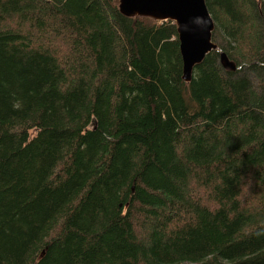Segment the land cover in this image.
I'll return each instance as SVG.
<instances>
[{
  "label": "trees",
  "instance_id": "1",
  "mask_svg": "<svg viewBox=\"0 0 264 264\" xmlns=\"http://www.w3.org/2000/svg\"><path fill=\"white\" fill-rule=\"evenodd\" d=\"M118 4L0 0V264H264V0H205L189 82Z\"/></svg>",
  "mask_w": 264,
  "mask_h": 264
},
{
  "label": "water",
  "instance_id": "2",
  "mask_svg": "<svg viewBox=\"0 0 264 264\" xmlns=\"http://www.w3.org/2000/svg\"><path fill=\"white\" fill-rule=\"evenodd\" d=\"M119 11L126 17L141 16L175 23L182 59V79L189 82L194 67L212 50L218 49L212 41L214 21L205 0H119ZM220 64L233 71L236 65L219 51ZM222 264V263H214Z\"/></svg>",
  "mask_w": 264,
  "mask_h": 264
},
{
  "label": "rangeland",
  "instance_id": "3",
  "mask_svg": "<svg viewBox=\"0 0 264 264\" xmlns=\"http://www.w3.org/2000/svg\"><path fill=\"white\" fill-rule=\"evenodd\" d=\"M185 264H196V263H185ZM222 264H228V262L222 261Z\"/></svg>",
  "mask_w": 264,
  "mask_h": 264
}]
</instances>
